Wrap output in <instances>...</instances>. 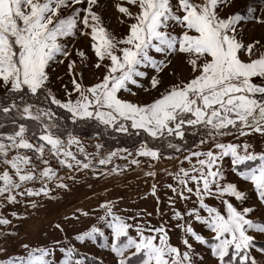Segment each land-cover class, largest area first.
<instances>
[{
	"label": "snow or ice",
	"instance_id": "snow-or-ice-1",
	"mask_svg": "<svg viewBox=\"0 0 264 264\" xmlns=\"http://www.w3.org/2000/svg\"><path fill=\"white\" fill-rule=\"evenodd\" d=\"M259 5L0 0V240L78 174L137 171L155 201L77 208L65 221L89 224L74 236L22 242L0 264H86L75 242L113 264H264V32L248 28L264 29Z\"/></svg>",
	"mask_w": 264,
	"mask_h": 264
},
{
	"label": "rangeland",
	"instance_id": "rangeland-1",
	"mask_svg": "<svg viewBox=\"0 0 264 264\" xmlns=\"http://www.w3.org/2000/svg\"><path fill=\"white\" fill-rule=\"evenodd\" d=\"M252 4L259 7V0H237V5L240 8ZM249 33L260 35L264 32L258 26L249 24ZM63 69H61L62 71ZM86 145H91L98 142L96 139H89L86 136H81ZM88 151H93L88 148ZM118 163H123L118 161ZM171 168L172 162L163 160L157 165L158 170L162 168ZM139 177V178H138ZM79 183H70L71 191H61L60 199L54 202H44V207L33 211L29 219L23 221H13V227L18 231L19 235L10 237L7 240H0V247L5 249L0 252V260H7L9 257L23 256L25 251L20 247L22 242L35 243H51L53 240L63 239L65 233L69 237L75 235L76 230L83 229L89 224V219L81 217L79 221H65V216H71L77 208L89 210L95 208L98 201L105 198L119 200V208H128L131 212L146 209L151 212L154 210L155 201L151 196L146 199L140 197L149 191L148 184L144 182L145 178L137 171H129L123 176H112L108 178H93L90 174L85 177L83 174H78ZM158 180L163 179V174L157 177ZM91 185V187H89ZM103 193V195H102ZM163 198V190L160 192ZM123 198L122 200L120 198ZM94 219V218H93ZM156 221L153 220V223ZM60 223L65 232L62 233L53 227L54 224ZM175 242V237L173 238ZM264 243V241H261ZM76 247L81 254L86 258V264H98L103 261V264H113V256L109 249L99 247V244L86 242L80 244L75 242ZM58 258H62L59 252L56 253Z\"/></svg>",
	"mask_w": 264,
	"mask_h": 264
},
{
	"label": "trees",
	"instance_id": "trees-1",
	"mask_svg": "<svg viewBox=\"0 0 264 264\" xmlns=\"http://www.w3.org/2000/svg\"><path fill=\"white\" fill-rule=\"evenodd\" d=\"M94 129L93 128H89V127H85L79 130L81 136H86V137H92L94 136ZM105 141L107 144L112 145L114 144L113 141L107 140V138H105Z\"/></svg>",
	"mask_w": 264,
	"mask_h": 264
}]
</instances>
